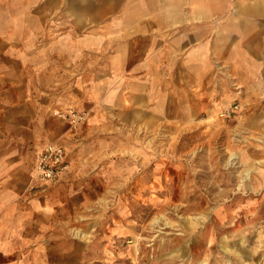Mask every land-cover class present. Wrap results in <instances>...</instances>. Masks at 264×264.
Here are the masks:
<instances>
[{"label":"rangeland","instance_id":"1","mask_svg":"<svg viewBox=\"0 0 264 264\" xmlns=\"http://www.w3.org/2000/svg\"><path fill=\"white\" fill-rule=\"evenodd\" d=\"M162 2L0 0V142L8 129L25 135L35 106L23 103L37 101L43 136L34 147L19 148L23 164L33 165L34 152L49 140L86 148L72 162L84 163V170L74 165L58 182L67 184L70 200L58 230L38 242L58 264H264V58L238 56L242 27L223 25L232 10L196 14L188 6L186 24L172 27L200 37L198 44L211 33L230 34L219 56L210 57L217 105L205 113L185 120L172 105L171 115L131 124L114 115L93 121L82 109L86 118L73 127L57 111L76 108H53L59 86L74 76L67 69L93 61L100 36L110 44L117 33L135 32L131 19L162 18L155 9ZM159 27L139 26L140 34ZM85 35L98 38L85 42ZM80 45L86 54L77 51ZM33 167L29 181L37 188ZM16 230L0 234L7 239L0 253L9 258L24 256V234Z\"/></svg>","mask_w":264,"mask_h":264},{"label":"crops","instance_id":"2","mask_svg":"<svg viewBox=\"0 0 264 264\" xmlns=\"http://www.w3.org/2000/svg\"><path fill=\"white\" fill-rule=\"evenodd\" d=\"M189 4L186 0H164L155 8L162 10V18L137 16L131 19L135 32L117 33L112 36L114 40L110 44L106 43V35L99 38L85 35V42L97 40L96 38L100 41V45L94 43L98 45L95 48L97 56L92 57L93 61L89 57V62L82 60L80 65L67 69V73H74V76H67L66 81L59 86L53 108L72 106L78 110H90L93 121H99L101 116L114 115L116 121L134 124L152 123L156 120V115H171L172 105L178 108L177 112L174 110V114L184 117L205 113L216 106L215 93L218 88L214 89L213 84H209L213 80L210 77V57L219 56V47L221 49L225 46L220 42L230 41V34L223 37L217 32L211 33L210 39L198 44L200 37L192 34L188 36L187 29L172 27L186 24L188 19L184 11L188 6L196 14H203L202 11L208 9L232 10L233 17H229L223 25L242 27L240 29L243 36L238 40L243 44L238 56L264 58V0H226V3H219L220 6L215 4V0H195ZM166 14L170 16L167 18ZM211 21L217 19L212 18ZM151 25L161 27L155 32L147 28L146 33L140 34L139 26ZM193 36L192 40H188V37ZM80 47L77 51L86 54L83 46ZM198 81L204 82L200 85ZM23 104L26 107L35 106V110L37 108V101ZM34 111L28 124L23 125L25 135L18 132L11 134L8 129L4 131L5 140L0 142V234L5 233V227H14L15 231L17 228L20 234H24L20 244L24 256L9 258L8 253L2 252L0 258L6 257V260H0V264H58L57 257L53 261L43 256L42 251L47 247L38 245V242L41 234L58 230L59 213L63 217L64 210H68L70 200L65 192L67 184L58 182L68 177L72 166L74 168L75 165L76 171L84 170L85 166L79 161L72 163L77 153H85V145L76 151L71 143L66 142L67 148L73 151V157L70 156L67 173L56 182L58 185L53 183L43 189L31 187L29 175L32 173L34 156L33 165L23 164L24 157L21 155L25 152L19 151V148L34 147V140L43 136L42 114ZM168 118L172 120L171 117ZM182 119L183 117L173 118L175 121ZM86 130L87 126L80 133L83 138H86ZM50 134L48 136L55 135L52 132ZM20 179H23L21 186ZM59 203L62 204L61 207ZM2 241L3 235L0 238V250L3 246L6 247Z\"/></svg>","mask_w":264,"mask_h":264},{"label":"built area","instance_id":"3","mask_svg":"<svg viewBox=\"0 0 264 264\" xmlns=\"http://www.w3.org/2000/svg\"><path fill=\"white\" fill-rule=\"evenodd\" d=\"M231 110L228 108L224 113L229 115ZM57 114L66 119L73 127L79 125L86 118V113L78 109L57 111ZM69 166L70 153L64 145L54 141L45 143L34 155L32 177L35 185L46 187L58 182L67 173Z\"/></svg>","mask_w":264,"mask_h":264}]
</instances>
